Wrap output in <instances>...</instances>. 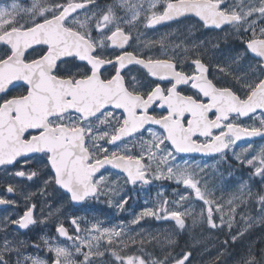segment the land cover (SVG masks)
I'll list each match as a JSON object with an SVG mask.
<instances>
[{
    "label": "snow or ice",
    "instance_id": "1",
    "mask_svg": "<svg viewBox=\"0 0 264 264\" xmlns=\"http://www.w3.org/2000/svg\"><path fill=\"white\" fill-rule=\"evenodd\" d=\"M181 18H196L201 27L225 31L226 36L227 25L233 35L249 38L241 41L243 51L236 49L222 64L217 62L211 79L199 52L185 48L177 57L165 47L159 56H144L134 47L139 39L132 35L137 21L155 27L182 22ZM257 22L264 24V0H29L27 6L13 0L0 6V166H21L14 175L28 180L47 169L45 186H58L73 202L103 195L117 211L125 210L130 197L121 196L119 187L107 183L103 174L97 177L105 166L121 170L132 185L173 181L185 193L178 194L171 207L162 199L156 207L142 209L129 225L149 217L171 220L178 235L188 227L185 218L191 213V207L181 210V202L191 195L203 205L192 216V226L227 230L225 249L242 241L257 224L264 225V188L254 193L251 183L242 182L227 201L225 213L224 202L215 196L216 186L209 187L207 165L180 163L177 157L199 153L227 163L231 152L237 163L254 169L249 182L259 177L264 185V147L257 150L249 144L245 152L251 150V155L235 152L243 138H264V27L257 29ZM159 43L164 45V39ZM190 56H195L189 65L192 72L183 67ZM132 66L154 78V87L140 85ZM240 117L255 119L258 126L242 125L237 122ZM137 141L139 151L133 153L129 145ZM108 145L115 147L110 151ZM34 161L35 169L23 170ZM217 174L223 175L219 169L213 173ZM7 192H14V187L7 186ZM249 202L259 205L257 216L237 213V207ZM14 203L0 198V204ZM35 207L29 205L8 223L28 229L37 223ZM71 222L73 235L63 224L56 229L70 245L44 241L53 253L51 264H97L92 257L104 256L99 241L105 236L113 264H146L143 255L120 254L129 244L144 245L142 228L129 227L126 232L99 220L84 228L76 218ZM0 233V264H49L25 255L27 242L10 240L6 227H0ZM165 239L175 246L172 235ZM77 255L82 259L77 261ZM192 255L165 254L163 260L147 264H192ZM239 264H264V249L256 252L249 245Z\"/></svg>",
    "mask_w": 264,
    "mask_h": 264
},
{
    "label": "flooded vegetation",
    "instance_id": "2",
    "mask_svg": "<svg viewBox=\"0 0 264 264\" xmlns=\"http://www.w3.org/2000/svg\"><path fill=\"white\" fill-rule=\"evenodd\" d=\"M17 1L22 2L24 6H27V4L29 3V0ZM9 2H13V0H0V4ZM100 2L110 3L111 0H100ZM181 20L182 22H177L175 20L167 21L162 24H158L155 27H145L144 24L137 21L136 26L133 28L132 35L134 37L138 36L139 39L134 47L138 48L141 54L144 56H159L162 52L156 51V47L154 45L155 38H149L146 43H142L141 41L142 39L144 40L148 33L164 32L167 35V41L171 45L173 42L187 44L186 46H182L180 49L169 46L168 54L181 57L184 54L185 48H188L193 52H199L201 58L209 66V78L211 79L213 78V76H216V64L217 62H220V53L227 52V54H229L236 49H240L241 51H243L241 41L247 40L249 38L247 34H245L244 36L233 35L232 30L227 25L225 26V29L228 33L226 36L225 31L211 30L201 27L196 23V18H193L192 20L181 18ZM259 27H264V24L257 22V29H259ZM93 34L95 35V33ZM194 44L198 45L199 47L193 48ZM217 44L219 45V47H215V45ZM192 58H195V56H190L188 61L184 64L183 67L185 71H195L194 68L189 67ZM77 63L83 64L84 62L78 61ZM67 67L71 68L73 72L76 71V68L72 67L71 65H68ZM132 67L133 75L138 78L140 85H151L154 87V83H152L154 78L146 76V74H144L142 70L136 71L135 66ZM166 83L167 82H162V86L166 85ZM156 111L159 112L160 109L157 108ZM256 116H259V112L256 114ZM237 122L247 126H258L257 120L250 119L248 117H240ZM152 127L157 131L159 130L158 126ZM143 138L146 140L148 137L147 135H145ZM262 141H264V138L261 137H246L237 141L235 148L248 149L249 144H251L253 145V149H257L261 147ZM108 147L111 151L115 146L108 145ZM129 149L133 153L138 152L139 141L135 142V146L130 144ZM189 158L208 162L220 159L218 156L193 153L179 154L177 160H186ZM231 162L237 163L236 159L232 157V153L229 152L228 161L227 163H225V165H231ZM20 167L21 166L13 168L9 166L5 168L4 166H0V198L15 201L14 204H0V227H6L7 235L10 240L15 238L27 242L29 246L24 249L25 255L38 256L42 259L48 260L49 264H51L53 253L48 251V248L44 243L45 240H47L48 245L59 244L62 246H67L71 244V242L68 241L66 237L60 236L56 231L59 224H63L70 235L74 234V225L71 222L73 218H76L77 221L81 223V228H84L85 223H88L90 225L96 220L101 221L103 226L109 227L110 225L114 224L116 220H119L121 222H124L120 223V227H123L124 229L131 227L134 229L135 225H129L128 222L132 220V217H130V215L136 214V206L138 205V202L136 201L137 198L135 197V195H138L140 202H144L145 200L148 201L156 197H159L161 199H168L170 201V206H172L171 202L178 199V194H183L186 191L182 185H177L173 181L164 179L153 180L151 184L141 185L138 183L137 185H132L125 182L126 174L121 170L113 169L111 166H105L104 169H101L100 172L97 173V177L103 174L106 177L107 183L115 184L119 187L120 193L122 190H124L125 196L130 197L128 203L124 206L125 210L117 211L115 207L109 206V204L107 203V198L103 195L97 200L90 199L84 202H73L69 199L68 195H66L63 190H58V186H45L43 181L47 177L43 175V172H46L47 169H44L39 177H34L32 180H28L22 177H16L14 175V172L16 170H20ZM36 167L37 165L35 161L31 164L22 166L23 170L35 169ZM246 168L251 169V166L244 165V170ZM246 174L249 175L247 172ZM252 181L253 182L250 183L254 193L259 192L262 188H264V185H261L259 179L257 181H255V179ZM9 185H12L14 187V192H7V186ZM239 186L240 185H231L230 179L228 181V186L226 189L227 194L231 196V191L236 192ZM25 194H29L30 199H26ZM215 196H218L217 191L215 192ZM31 204L36 205L35 209L33 210L34 218L37 219L36 224L30 225L28 229H19L17 225L8 223V221L12 219L21 217L28 210V206ZM251 205L252 202H249L247 206L241 205L236 209V211L237 213H241L242 211L248 213ZM50 213H52V215H49ZM238 218L239 216H237V219ZM150 222L151 221H147L144 223L141 222L139 225H148ZM197 229L198 227L195 228V231ZM261 235H264V225L261 224L256 225L254 229L252 228L250 232L245 234V237H259L260 248L253 247V250L256 252L264 249V239L261 238ZM210 236H212L210 240L204 241L205 248H210L213 251H226L227 249H231V244H229L227 249L223 247V242L228 239L227 230H215L210 233ZM154 238L155 237L153 236V233L148 232V235L144 237L145 243L142 247L138 244H129L128 247L124 248L120 254L133 256L143 255V258L146 260L147 264L149 260L153 259L152 255L146 254V249L149 251L152 247L155 246L156 238ZM2 239L3 233H0V241H2ZM101 239L104 246L108 249L107 237L105 236ZM113 243L115 247H120L115 238ZM261 243H263V245H261ZM37 244L40 245L39 249L34 247V245ZM220 257L221 256L219 254H213L207 257V259L210 258L208 260V264H217V260ZM75 259L79 261L82 259V257L77 255L75 256ZM92 259L96 262H98L99 260L100 262H103L102 257L99 256H93ZM113 259L114 258L111 257L110 251L108 250L104 261L107 264H113ZM116 264H119V262H116Z\"/></svg>",
    "mask_w": 264,
    "mask_h": 264
},
{
    "label": "rangeland",
    "instance_id": "3",
    "mask_svg": "<svg viewBox=\"0 0 264 264\" xmlns=\"http://www.w3.org/2000/svg\"><path fill=\"white\" fill-rule=\"evenodd\" d=\"M22 4V2L17 1ZM9 3H3L0 4V6H6L11 4ZM23 5V4H22ZM166 33L164 32H156V33H148L147 36L142 39V43H146L149 38H155V47L157 52H162L164 48L166 47L168 50L169 46H172L173 48L180 49L182 46H186L187 44H180L179 42H173L172 45L167 41ZM164 39V45H161L159 41L161 39ZM221 52V51H220ZM228 55L227 52H221L220 53V63H223L224 57ZM227 71V68H226ZM261 147H264V141L261 142ZM260 148V147H259ZM257 148V150L259 149ZM247 148H241L236 149L235 152L237 155H241L244 153L245 155H251V150L248 152H245ZM233 158H235L232 155ZM180 163H191L195 165H207L205 168V173L208 176L209 179V187L215 185L214 191L218 193V196L216 197L217 200H222L224 202V212L227 213L229 205L227 204V201L229 198L236 193L235 191H231V196L227 194V186L228 181L231 179V185H241V183H250L249 182V176L254 171V169L246 168L244 170V165L248 166L246 164H239L235 162H231V165H225L220 159L213 160V161H201V160H194V159H186V160H178ZM219 169V172L223 175H213L216 170ZM249 174L247 175L246 172ZM259 177L255 178V181H257ZM253 182V181H251ZM160 190V189H159ZM121 196H125V191H121ZM137 198L136 201L138 202V205L136 206V214L139 213L144 208L149 207H156L162 199L159 197H156L154 199L145 200L144 202H140V199L138 195H135ZM193 196H189L188 201L181 202V210H184L185 208L191 207V213L188 215L186 219V225L188 226L186 230L181 231L178 235L175 233V225L174 222L171 220H156L151 217L145 218L141 222H147L151 221L148 225H135L136 230L143 229V233L141 238H144L149 233H153V236L156 238V244L154 247H152L149 251L146 249V254L152 255L153 260H163L165 254H170V256H179L184 251H191L192 257L190 259L192 260V264H208L207 257L211 255H217L219 254L221 257L217 260V264H239L242 256L245 254L246 249L249 245L251 247H257L259 245V237L256 236H247L244 237L242 241L238 240L236 244H231V249H227L226 251H213L210 248H205L204 241L210 240L212 236H210V233L215 231L212 229H209L207 227H201L199 224L192 226V216L197 214L201 208L203 207L202 203L199 201H194ZM189 202H192L191 205ZM169 207L170 204H169ZM239 208V207H237ZM236 208V209H237ZM259 211V205L257 203L252 202L251 208L248 210V213H250L252 216H257ZM134 214L130 215V217L133 218ZM239 219V218H238ZM140 222V223H141ZM219 222V221H217ZM122 223L119 220H116V222L109 227H118ZM124 223V222H123ZM259 225V224H257ZM198 227V229L195 231V228ZM129 228L125 229L127 232ZM254 229V228H253ZM219 230V229H216ZM148 231V232H147ZM221 231V230H220ZM226 231V230H225ZM136 233L133 232L132 235H135ZM123 235V234H122ZM172 235L173 238L176 240L175 246H171L167 244L166 237ZM154 238V239H155ZM261 238L264 239V235H261ZM257 242V243H256ZM95 243V242H94ZM200 246V247H199ZM99 247L100 250L104 251V256L102 257V264H107L104 261L105 256L108 253V249L104 246L102 239L99 241ZM199 247V249H198ZM97 264H101L100 260L97 262Z\"/></svg>",
    "mask_w": 264,
    "mask_h": 264
},
{
    "label": "trees",
    "instance_id": "4",
    "mask_svg": "<svg viewBox=\"0 0 264 264\" xmlns=\"http://www.w3.org/2000/svg\"><path fill=\"white\" fill-rule=\"evenodd\" d=\"M261 245H263V243H261ZM257 248H260V244L257 246ZM259 252V251H258Z\"/></svg>",
    "mask_w": 264,
    "mask_h": 264
},
{
    "label": "bare ground",
    "instance_id": "5",
    "mask_svg": "<svg viewBox=\"0 0 264 264\" xmlns=\"http://www.w3.org/2000/svg\"><path fill=\"white\" fill-rule=\"evenodd\" d=\"M253 146V145H252ZM249 147V146H248Z\"/></svg>",
    "mask_w": 264,
    "mask_h": 264
},
{
    "label": "water",
    "instance_id": "6",
    "mask_svg": "<svg viewBox=\"0 0 264 264\" xmlns=\"http://www.w3.org/2000/svg\"><path fill=\"white\" fill-rule=\"evenodd\" d=\"M24 1V0H23Z\"/></svg>",
    "mask_w": 264,
    "mask_h": 264
}]
</instances>
